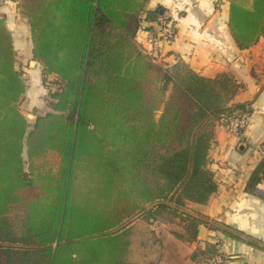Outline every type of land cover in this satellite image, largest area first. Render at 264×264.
Masks as SVG:
<instances>
[{
    "label": "trees",
    "instance_id": "16d2710c",
    "mask_svg": "<svg viewBox=\"0 0 264 264\" xmlns=\"http://www.w3.org/2000/svg\"><path fill=\"white\" fill-rule=\"evenodd\" d=\"M37 2L29 10L34 56L59 88L52 94V110L30 126L20 109L26 83L0 18V226L10 213H25L38 244L51 256L62 224L59 242L65 227L66 239L73 240L58 244L55 262L62 246L84 236L89 242L92 229L101 244H124V239L130 244V228L116 233L115 227L124 226L126 218L131 222L137 211H143L146 224L158 217L183 223L180 211L187 202L203 203L216 190L209 152L217 117L234 110L228 106L229 87L184 62L169 66L138 50V0ZM229 26L240 47L256 43L264 33V0H229ZM26 146L59 153V177L46 186L58 204L37 193L44 186L26 170ZM262 180L264 159L249 186ZM76 193H84L82 202H75ZM94 197L102 200L95 206L103 208L109 206L104 197L112 198L114 213L85 210L93 207ZM120 206L123 214L115 211ZM147 233L154 255L150 248L153 256L145 264H157L159 249ZM216 251L208 250L202 260Z\"/></svg>",
    "mask_w": 264,
    "mask_h": 264
},
{
    "label": "crops",
    "instance_id": "0c3cea01",
    "mask_svg": "<svg viewBox=\"0 0 264 264\" xmlns=\"http://www.w3.org/2000/svg\"><path fill=\"white\" fill-rule=\"evenodd\" d=\"M38 5L37 0H0V18L12 36L16 68L19 70L17 65L22 57L28 61L29 69L43 74V65L34 56V29L29 13L30 7L35 9ZM138 6L141 7L135 34L138 50L169 66L184 62L218 85L228 86V106L232 110H248L252 115L246 136L238 140L215 123L209 168L216 190L203 203L188 201L180 211L186 217L183 223L158 217L146 224L143 211H137L131 222L126 218L121 221L124 226L115 227L119 229L116 233L130 228V244L126 239L124 244L123 241L113 244L114 240H108L110 245L101 244L96 241L97 231L92 229L94 233L87 235L89 242L85 243L84 236L74 240V245L62 246L54 262L58 244L73 240L64 235L70 230L65 227L59 242L63 229L62 224L59 226L50 256L44 245L38 244L26 214L10 213L8 222L0 226L7 228L0 230V264H145L154 255L147 231L159 249L157 264H202V257L217 244L227 256V264H264V181L249 186L251 175L264 159L257 150L264 144V33L256 43L240 47L229 26V0H138ZM165 11L172 16L176 37L171 43L151 44L150 35L158 30L159 16ZM23 156L30 177L44 186V190H37L41 192H34L42 196L41 200H56L46 186L54 185L59 177V153L26 146ZM83 194L76 193L75 202H82ZM92 199L89 204L93 207L86 206L85 210L96 209L108 216L114 213L112 198L104 197V203L109 205L104 208L95 206L99 200L101 204V198ZM127 205L123 208L125 214ZM115 211L123 214L122 206ZM15 217L20 221L16 222ZM146 241L149 249L144 245Z\"/></svg>",
    "mask_w": 264,
    "mask_h": 264
},
{
    "label": "built area",
    "instance_id": "2783aa9c",
    "mask_svg": "<svg viewBox=\"0 0 264 264\" xmlns=\"http://www.w3.org/2000/svg\"><path fill=\"white\" fill-rule=\"evenodd\" d=\"M175 28L170 13L163 12L159 16V28L152 32L149 43L157 44L159 41L171 43L176 37ZM251 116L248 110H235L232 113L223 112L217 117L216 123L238 140H243L247 134ZM257 150L264 156V148L258 147ZM215 248L216 253L203 261L202 264H227L228 259L222 250V246L217 244Z\"/></svg>",
    "mask_w": 264,
    "mask_h": 264
},
{
    "label": "rangeland",
    "instance_id": "374dc122",
    "mask_svg": "<svg viewBox=\"0 0 264 264\" xmlns=\"http://www.w3.org/2000/svg\"><path fill=\"white\" fill-rule=\"evenodd\" d=\"M18 68L23 73V77L28 84L27 93L20 103V109L27 117L30 126L33 124L36 117L46 111L52 110V94L57 91L59 85L57 80L52 75H46L39 72L36 74L29 69L28 61L22 60L20 57ZM170 90L165 92L164 98L167 99ZM161 114V110L157 111L156 118Z\"/></svg>",
    "mask_w": 264,
    "mask_h": 264
}]
</instances>
